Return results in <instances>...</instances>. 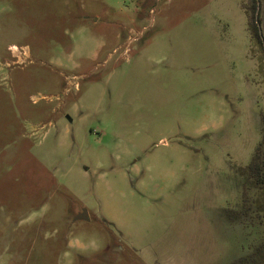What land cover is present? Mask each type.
I'll return each instance as SVG.
<instances>
[{
    "label": "rangeland",
    "instance_id": "rangeland-1",
    "mask_svg": "<svg viewBox=\"0 0 264 264\" xmlns=\"http://www.w3.org/2000/svg\"><path fill=\"white\" fill-rule=\"evenodd\" d=\"M253 4L0 0V264H264Z\"/></svg>",
    "mask_w": 264,
    "mask_h": 264
},
{
    "label": "trees",
    "instance_id": "trees-1",
    "mask_svg": "<svg viewBox=\"0 0 264 264\" xmlns=\"http://www.w3.org/2000/svg\"><path fill=\"white\" fill-rule=\"evenodd\" d=\"M254 4L251 8L252 15L248 16V27L251 34L258 40L264 48V39L260 34V19H259V1L253 0ZM248 175L251 179H254L257 185L262 186L264 184V135L263 141L260 143L256 152L252 158L251 163L247 167Z\"/></svg>",
    "mask_w": 264,
    "mask_h": 264
},
{
    "label": "water",
    "instance_id": "water-1",
    "mask_svg": "<svg viewBox=\"0 0 264 264\" xmlns=\"http://www.w3.org/2000/svg\"><path fill=\"white\" fill-rule=\"evenodd\" d=\"M260 34L262 35V33H261V29H260ZM80 218L84 219L83 215H82V216H80Z\"/></svg>",
    "mask_w": 264,
    "mask_h": 264
}]
</instances>
